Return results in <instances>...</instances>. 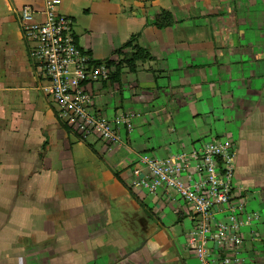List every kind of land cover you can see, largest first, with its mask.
Segmentation results:
<instances>
[{
    "label": "crops",
    "instance_id": "0c3cea01",
    "mask_svg": "<svg viewBox=\"0 0 264 264\" xmlns=\"http://www.w3.org/2000/svg\"><path fill=\"white\" fill-rule=\"evenodd\" d=\"M25 2L0 0V264H200L180 198L130 182L141 153L190 154L212 137L233 141L234 201L244 219L259 215L233 264H264V0H62L94 60L117 59L137 33L156 58L93 87L100 114L133 122L119 143L87 139L96 152L38 86L16 11ZM161 9L171 27L154 25Z\"/></svg>",
    "mask_w": 264,
    "mask_h": 264
},
{
    "label": "built area",
    "instance_id": "2783aa9c",
    "mask_svg": "<svg viewBox=\"0 0 264 264\" xmlns=\"http://www.w3.org/2000/svg\"><path fill=\"white\" fill-rule=\"evenodd\" d=\"M62 0H26L17 8L19 25L39 88L56 105L62 121L85 139L119 143L121 129L131 131L130 118H107L95 108L93 87L110 80L113 67L97 64L79 44L74 19L62 13ZM131 189L173 192L189 209L192 220L190 252L200 264H233L231 252L242 245L241 228L259 219L235 203L236 147L228 137L199 141L190 153L156 157L141 153ZM224 213L225 220L217 217ZM224 254L214 256L213 250Z\"/></svg>",
    "mask_w": 264,
    "mask_h": 264
},
{
    "label": "trees",
    "instance_id": "16d2710c",
    "mask_svg": "<svg viewBox=\"0 0 264 264\" xmlns=\"http://www.w3.org/2000/svg\"><path fill=\"white\" fill-rule=\"evenodd\" d=\"M173 24H174V18L169 10L161 9L156 14L154 25L157 28L160 29L168 28L171 27ZM140 37H141V33L134 34L130 37L129 40H127L119 48H117L114 52L117 55V59H111L104 62L97 60L95 61L97 64L104 63L110 67L113 66L115 67V70L112 72L110 76L111 82H119L124 70L128 72H136L139 63L156 60V58L150 53V51L139 43ZM60 124L63 128L75 134L79 140L86 143L87 146H89L91 149H93L96 152L94 146L91 143H89L87 139L81 137L76 132H74L66 123H64V121L61 120ZM115 176L117 177V179L121 184L127 187L123 179L120 177L119 172H115ZM176 212L178 216V222H181L186 215L181 214L179 210H176Z\"/></svg>",
    "mask_w": 264,
    "mask_h": 264
},
{
    "label": "rangeland",
    "instance_id": "374dc122",
    "mask_svg": "<svg viewBox=\"0 0 264 264\" xmlns=\"http://www.w3.org/2000/svg\"><path fill=\"white\" fill-rule=\"evenodd\" d=\"M10 251V250H9ZM34 253V252H33ZM34 255V254H33ZM33 257V256H32Z\"/></svg>",
    "mask_w": 264,
    "mask_h": 264
}]
</instances>
